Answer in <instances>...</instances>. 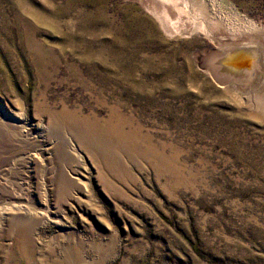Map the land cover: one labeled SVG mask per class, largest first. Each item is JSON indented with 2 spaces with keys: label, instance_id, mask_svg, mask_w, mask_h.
Returning <instances> with one entry per match:
<instances>
[{
  "label": "rangeland",
  "instance_id": "rangeland-1",
  "mask_svg": "<svg viewBox=\"0 0 264 264\" xmlns=\"http://www.w3.org/2000/svg\"><path fill=\"white\" fill-rule=\"evenodd\" d=\"M155 3L0 0V113L33 136L0 128V264H264V93L201 61L264 32V0ZM110 109L136 151L96 161L62 113Z\"/></svg>",
  "mask_w": 264,
  "mask_h": 264
},
{
  "label": "bare ground",
  "instance_id": "bare-ground-1",
  "mask_svg": "<svg viewBox=\"0 0 264 264\" xmlns=\"http://www.w3.org/2000/svg\"><path fill=\"white\" fill-rule=\"evenodd\" d=\"M155 1L156 3L158 2V4H155L159 5V7L169 8V14L172 15L174 19L180 18L181 14L184 13V11L180 12L171 7L170 0ZM162 14L163 13L158 12L155 14V17L162 26L166 25L172 34L188 35L203 27L201 26L202 24L190 20L182 22L180 25H174L168 16ZM246 35L247 37L245 38L223 39V42L217 40L222 43L214 49L204 51L201 55V61L205 64L204 67L206 72L210 74L213 80L221 87L231 85L237 92L243 93L257 89L255 93L259 91V93L263 95L264 32L258 30L250 31L246 33ZM258 100L259 99H257V101ZM12 115L14 119L12 118L11 120L0 113V128L4 129V127H8L9 125L20 139L31 140L33 138L30 132L31 128L25 127L18 115ZM62 115L69 118L73 126L71 130L75 133L76 141L84 148L88 156L96 161L108 162L113 159L115 153L119 154L136 151V143L133 136L124 131L122 117L117 114L115 109L109 110V119L107 120L85 118L80 126H77L73 121L76 120L75 116H69L65 112L62 113ZM112 119H114L115 122H112ZM60 147H62V149L64 148L63 146ZM156 157L160 163H164L160 155ZM7 206H9V204H7ZM10 208H13L12 204Z\"/></svg>",
  "mask_w": 264,
  "mask_h": 264
}]
</instances>
